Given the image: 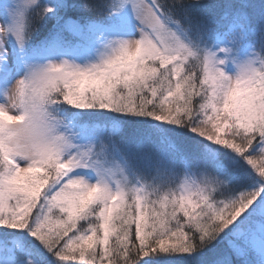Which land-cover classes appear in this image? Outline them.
<instances>
[{
	"label": "snow or ice",
	"instance_id": "6c2138e0",
	"mask_svg": "<svg viewBox=\"0 0 264 264\" xmlns=\"http://www.w3.org/2000/svg\"><path fill=\"white\" fill-rule=\"evenodd\" d=\"M0 264H264V0H0Z\"/></svg>",
	"mask_w": 264,
	"mask_h": 264
}]
</instances>
